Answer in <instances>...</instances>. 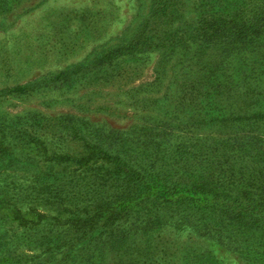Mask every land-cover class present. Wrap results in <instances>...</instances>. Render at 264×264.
<instances>
[{"label":"rangeland","instance_id":"obj_1","mask_svg":"<svg viewBox=\"0 0 264 264\" xmlns=\"http://www.w3.org/2000/svg\"><path fill=\"white\" fill-rule=\"evenodd\" d=\"M152 1L0 13V264H264V0Z\"/></svg>","mask_w":264,"mask_h":264},{"label":"trees","instance_id":"obj_2","mask_svg":"<svg viewBox=\"0 0 264 264\" xmlns=\"http://www.w3.org/2000/svg\"><path fill=\"white\" fill-rule=\"evenodd\" d=\"M23 0H0V13L5 14L12 10L15 6L19 5ZM166 2V0H153L150 14L156 17L157 14H161L166 10L167 6L162 5L161 3ZM170 2V0H167ZM234 21L217 18L213 21L210 20L207 23L208 27H215V32L218 34H226L227 38L230 37L233 40L244 41L247 44L253 45L256 47L264 48V7L262 10L256 13H247V10H242L238 16L234 17ZM207 27V28H208ZM135 180L137 184V189H139L140 183L139 176H136Z\"/></svg>","mask_w":264,"mask_h":264}]
</instances>
